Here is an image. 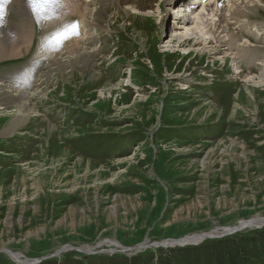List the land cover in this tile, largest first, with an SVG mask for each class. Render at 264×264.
I'll use <instances>...</instances> for the list:
<instances>
[{"label":"rangeland","instance_id":"obj_1","mask_svg":"<svg viewBox=\"0 0 264 264\" xmlns=\"http://www.w3.org/2000/svg\"><path fill=\"white\" fill-rule=\"evenodd\" d=\"M14 1L2 21L14 38L31 28V45L20 57L0 60V83L10 96L30 94L33 114L2 136L16 115L15 105L0 101V246L37 263L63 247L43 262L102 264L147 250L162 261L158 249H192L230 235L125 253L97 244L116 240L135 249L145 241L220 236L255 216L264 219V75L257 85L245 82L257 78L256 68L243 65L237 78L232 61L217 60L221 52L193 49L188 57L172 48L178 44L172 0H147L143 18L115 0H82L87 16L57 14L46 28L32 12L15 17ZM252 2L262 7L238 22L232 18L224 32L260 50L263 37L249 28L262 30L264 4ZM73 22L78 36L69 30L62 46L48 45ZM167 48L178 51L165 54ZM81 54L96 78L74 62ZM58 55L62 72L53 61ZM0 264L15 263L0 251Z\"/></svg>","mask_w":264,"mask_h":264},{"label":"bare ground","instance_id":"obj_2","mask_svg":"<svg viewBox=\"0 0 264 264\" xmlns=\"http://www.w3.org/2000/svg\"><path fill=\"white\" fill-rule=\"evenodd\" d=\"M9 1H12V0H0V16H2V19L7 17V8H5V6L9 3ZM115 1H117V3ZM115 1H113V2H115L116 4L121 5V6H131L132 7V8H130L131 11L134 12V15H136L137 17L138 16L142 17V18L146 17L145 15H143L144 13H142L140 11H144L146 9H149V4L147 3V0L146 1H144V0H115ZM178 1L182 4H184L183 0H178ZM241 1H244V0H233V1L232 0H202V2L204 3L202 5V7L201 8L197 7L195 9L193 8L191 10L192 12L189 16V20H187L185 22L183 20H182V22L180 21L179 27L175 28V29L173 28V31H171L172 34H174L172 36V38H174V39H176V41H178V44H176L172 48H174V49H175V47L177 49L179 48V50L182 51V53L188 57L190 56L191 51H193V49L195 51H198L199 53L207 51L211 55H217L218 53L221 52V55L220 54L218 55L217 60L220 58L222 61H224L223 63H225V60L228 58V60L232 61L231 66H233L234 71H235V75L237 78H240L241 74L243 73V71H242L243 65H245V66L251 65V67L256 68L260 73L257 76V78H255L254 76L247 77V79H245L246 83L251 82V81L254 82L258 78H261L264 75V49L260 48V50H259V48L251 47V43L247 39L243 43H241L239 41V39L233 35V33H232V35L230 32H229L230 33L229 35L225 34L226 30H229V27L231 25L229 21H231L232 18L236 19V21L237 20L239 21L240 18L241 19L245 18V15L252 14L253 10H257L258 8L262 7V6L258 7L257 5L252 4L253 3L252 0H248L247 4H245V6H244V5H242ZM62 2H63V7L59 8L57 10L58 15L65 14V13L70 14V15L77 14L80 16V18H84L85 16H87L90 13V12H88V14H87V11L89 10L87 8H89V7L86 6L87 4L84 5L83 1L81 3V2H79V0H62ZM259 2L264 4V0H259ZM14 3H16L15 7L11 6L10 9L15 10V12L13 13L15 15V17L18 18V17H21V16L31 12V10L28 6L27 0H15ZM90 3H92V2H90ZM246 5H248V6H246ZM187 9H190V7H188ZM177 11L178 12L175 13L177 16H181L182 13L185 12L184 9L182 10L180 8ZM58 15H56V18ZM56 18L41 20L38 24L40 27L46 28L48 25H50L51 22H53V19L55 20ZM2 19H0V60H6V58L20 57V55L25 50H27L28 46L31 45L29 42H30V38L32 37L31 35H32L33 30H31V28L28 27V29H27L28 31L22 32V34L20 36H18L19 38L16 37V38H18V39H16V38L11 36L10 30H6L5 25H4L5 20L2 21ZM87 19H88V17H87ZM59 20L61 21V19H59ZM59 20H58V22H59ZM85 20H86V18H85ZM93 21H95V20H93ZM245 22L246 21L244 20V23ZM246 25L248 26L247 23H246ZM261 29L262 30L258 31L257 28L256 29H254V27L249 28L251 34H255L256 37L262 35L263 40H264V34H263L264 33V23L261 25ZM260 32H263V33H260ZM222 34H225V35H222ZM172 38H171L170 44H173L175 41V40L173 41ZM80 43H82V42L76 41L73 45H75L78 48V45H80ZM168 48L165 51H163L165 54L166 53L167 54H170V53L173 54L175 51L176 52L178 51V50L174 51V50L168 49ZM79 51L81 52V50L79 49L78 51H76V53H79ZM198 52H197V54H198ZM212 53H214V54H212ZM72 54H75V52H73ZM72 54H70V55H72ZM89 54H90V52H89ZM58 58H61L60 55L56 56V58L53 61L58 60ZM74 62L80 63L81 68H83L84 72H88V74L92 78H96V75L94 73H91L89 70L90 67L87 64V62H89V60H87L86 57L82 56V54L78 55L76 58V61H74ZM62 64H64V62H62V63L58 62L57 63V70L56 71L62 72V70L65 69L64 66L60 67V65H62ZM70 66H71V63H70ZM92 67H93V65H92ZM254 83H255V85L259 84L257 82H254ZM1 86H4V85L2 83H0V98L2 99L0 101L4 102L5 105H7V104L15 105L14 112L16 115L15 117L12 118L11 123L8 126L7 130H4L3 134H1L2 136L6 137V136L11 135L14 132H17L18 130H20L22 125L24 123H26L27 120L32 116L31 114H33V112L31 111V108H33V107H31V100H30L31 96H30V94H29V96H22V94L19 95L20 92H17L18 94L16 93L15 95L10 96L8 93V90H7V92L4 91L3 87H1ZM9 86H12V85H9ZM245 86H243V89L246 88ZM112 87L114 88V86H112ZM10 88L13 89V87H10ZM182 90L184 91V89H182ZM23 93H25V92H23ZM248 95H250V98L252 100L254 99L253 95L249 91H248ZM239 105H241V104H239ZM237 107H238V105H235L234 108H237ZM237 109L243 110L244 108L239 107ZM207 112H210V109H208ZM56 131H58V130L57 129L56 130L55 129L49 130V132H51V133L56 132ZM241 147H243V145H241ZM195 160H197V159H195ZM204 163L205 162H201L200 164L202 165ZM180 212H179V214H180ZM112 213L113 212H111V214ZM9 220H10V218H9ZM252 220L256 221V223L251 222V223H246V225H252L253 224V225L261 228L262 224H264V219H261L259 216L253 217ZM6 223H7V221H6ZM229 229L230 228H228L224 231L227 232ZM38 233L39 232H33V233L27 232L26 237H30L31 235L34 237H38ZM206 235H195L193 237L189 236L187 238H181V240H178V241L170 240V241L164 242L162 244L158 243L157 245H165V246H167V245L177 246L178 245L180 247L181 246H188V245L194 246L200 239H203L204 237H208V235L207 236ZM97 245H98V247H100V246L111 247V250L109 252H112L115 250L120 251L121 253L126 252V249L123 248V246L121 247V245L118 242H116V240L115 241H113V240L104 241V242H101L100 244H97ZM146 245H148V243L146 241L139 244V246L142 248H144V246H146ZM63 248H65V247H63ZM63 248L58 250L61 252L57 253V255H61L65 252V251H63ZM68 250L76 251L78 253H80L82 251H84L86 253L91 251V250L85 249L83 247L82 248H75V247L73 248L70 246H69ZM0 251H3L4 253H6L7 256L10 257L11 260H13L16 264H38L40 262L39 261L37 263V260H35V259L27 260L25 257H23L19 253L15 254L14 252L8 250L5 244L0 246Z\"/></svg>","mask_w":264,"mask_h":264},{"label":"trees","instance_id":"obj_3","mask_svg":"<svg viewBox=\"0 0 264 264\" xmlns=\"http://www.w3.org/2000/svg\"><path fill=\"white\" fill-rule=\"evenodd\" d=\"M206 243L192 249H158L159 256L164 257L165 254L162 261L161 259H155L157 255L155 256L154 251L147 250L145 252L147 254L136 255L133 258H127L126 256L124 258L117 254L114 258L108 259L102 264H264V229L250 234H232L224 239L207 241ZM168 259L170 261H166ZM40 264H57V261H42ZM59 264L84 263L68 259L59 262Z\"/></svg>","mask_w":264,"mask_h":264},{"label":"snow or ice","instance_id":"obj_4","mask_svg":"<svg viewBox=\"0 0 264 264\" xmlns=\"http://www.w3.org/2000/svg\"><path fill=\"white\" fill-rule=\"evenodd\" d=\"M27 3L33 17L37 18L38 23L41 20L56 18L57 10L63 7L62 0H27ZM0 19H2V16H0ZM69 30H71V35H79V25L73 22L55 31L49 37L47 41L48 45L52 46L55 43L57 47L62 46L63 41L69 38L66 35Z\"/></svg>","mask_w":264,"mask_h":264},{"label":"water","instance_id":"obj_5","mask_svg":"<svg viewBox=\"0 0 264 264\" xmlns=\"http://www.w3.org/2000/svg\"><path fill=\"white\" fill-rule=\"evenodd\" d=\"M253 219V218H252ZM250 220V221H248V222H241L238 226H237V228H232V229H229L227 232H224L223 233V235H220V236H215V237H213V236H209V237H204L203 239H200L198 242H201V241H203V240H207V239H209V238H215V239H221V238H223L224 236H227V235H231V234H233V233H236V232H238V231H241V230H244V229H252L253 227H256V228H260V227H257V226H255V225H246V223H251V222H253V223H256V221H254V220ZM262 227H264V224H262V226H261V228ZM197 242V243H198ZM178 246V245H177ZM153 247H163V248H167V247H174V246H169V245H167V246H165V245H154V244H148V245H146V246H144V248H142V247H137V248H135V249H127V248H125L126 249V251H130V250H145V249H153ZM180 247V246H179ZM61 251H56V252H54V254L53 255H51L49 258H43V259H41V260H47V259H54V257H59L60 255H57V253H60ZM81 254L82 253H84V254H92V253H90V252H84V251H82V252H80ZM6 254V253H5ZM7 255V254H6ZM40 263V262H39ZM38 263V264H39Z\"/></svg>","mask_w":264,"mask_h":264}]
</instances>
